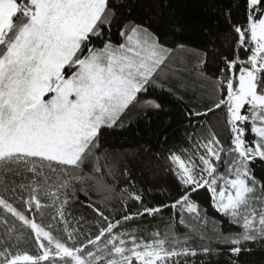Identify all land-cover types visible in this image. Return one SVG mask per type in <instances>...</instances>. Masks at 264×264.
<instances>
[{
    "label": "snow or ice",
    "instance_id": "6c2138e0",
    "mask_svg": "<svg viewBox=\"0 0 264 264\" xmlns=\"http://www.w3.org/2000/svg\"><path fill=\"white\" fill-rule=\"evenodd\" d=\"M240 8L243 16L233 23ZM123 9L122 0H0V264H197L198 255L224 254L213 244L234 257L251 251L250 242L264 244V179L253 168L257 161L264 167V0H228L221 7L235 33L232 58L222 57L212 80V106L185 111L188 146L165 156L164 170L181 191L171 203L154 206L145 203L142 189L132 190L126 164L121 171L124 154L103 148L101 140L106 131L123 128L133 108L163 110V97H151L150 89L183 100L168 81L195 91L188 74L210 80L203 72L207 52L170 41L160 26L162 13L137 20L130 18L132 9ZM206 35L213 44L212 33ZM177 53L196 62L191 68L184 59L177 63ZM118 173L130 181L119 192ZM201 189L241 231L225 233L211 221L208 234L207 209L192 199ZM77 192L97 216L95 235L81 231L83 217L69 219ZM89 193L101 197L100 207ZM115 200L119 209L110 207ZM129 201L138 205L135 211ZM45 209L54 213L47 224ZM102 209L119 211L120 218ZM165 209L176 210L184 234L175 222L147 240L139 227H124ZM193 239L205 243L197 247Z\"/></svg>",
    "mask_w": 264,
    "mask_h": 264
},
{
    "label": "trees",
    "instance_id": "16d2710c",
    "mask_svg": "<svg viewBox=\"0 0 264 264\" xmlns=\"http://www.w3.org/2000/svg\"><path fill=\"white\" fill-rule=\"evenodd\" d=\"M125 5L124 11L128 8L133 10L131 19H144L148 16L155 17L157 13H162L163 19L161 21V28L168 34L170 41L177 43H184L192 49H200L207 52L206 63L203 66V72L210 80L196 79V73L187 75L188 80H196L195 91L189 89L184 91L176 88V81L170 80L167 84L168 87H173L177 96H182L183 100L177 99L175 96L170 95L166 91L159 89L151 90L150 96L160 99L163 104V110L152 109H139L133 108L126 117H124L125 124L123 128H114L106 131L101 140L103 148L116 153H123L121 171L123 165L126 164L131 173V180L135 182L136 189L144 191L145 203L148 206H154L161 203H171L172 200L181 191L180 185L175 177L166 172L165 156L169 149L187 147V142L184 139L185 132L191 131L188 120L184 118L185 111L191 109L194 111H204L206 108L211 107L216 100L213 93L212 80L219 76L220 70L223 68L222 57L232 58L233 44L235 42V33H233L224 21L220 9L228 2V0H122ZM242 3V0H240ZM243 16V8L236 10L233 23L238 22ZM115 32V29H113ZM212 33L213 44H208V37L206 33ZM94 43H97L94 41ZM97 46H101L97 43ZM174 46V44H169ZM244 58V53H241ZM184 59L187 61L188 67L196 62V57L188 53H177L176 62L180 63ZM147 98V97H145ZM222 116V113H217ZM216 119L215 116L212 117ZM193 124L196 121L192 122ZM222 139L227 142L228 134L226 130L221 129ZM249 139L253 138L251 134ZM159 153V159L156 154ZM255 173L259 179H264V167L257 161L253 165ZM221 166V171H223ZM13 179L9 176V180ZM16 183L21 182V177H15ZM130 181L121 174L116 175V190L129 186ZM78 199L73 201L68 210L71 211L72 217L80 218L83 220L80 223V229L87 234L91 232L93 235L97 232L95 221L96 214L91 208L86 207L88 197L83 192L76 193ZM10 199L12 193L6 194ZM88 196L92 201L97 202L100 207V196L95 193H89ZM193 200H196L203 208L207 209V216L210 223L207 226V232L212 234L211 221L219 222L222 225V230L225 233L239 232L242 229L234 224L229 223L228 218L223 214L218 213L211 206V197L206 189H201L193 194ZM18 208L23 209V204L16 203ZM110 207L119 209L120 202L115 200ZM138 205L134 201H129V211H135ZM105 215L110 218L119 219L120 212L115 214L106 209ZM175 209H165L155 217H144L134 221L128 222L124 227L126 229H134L139 227L141 235L144 238L150 239L149 233L159 230L163 234L165 228L170 222H175L176 232L184 234L187 229L178 223L179 216L175 215ZM0 214L3 210L0 209ZM54 214L52 209L44 210V223L50 222V216ZM11 222L13 218L7 217ZM39 221V216L37 217ZM185 219L188 220L187 214ZM62 227V225H61ZM83 239V237H81ZM192 245L201 246L205 242L199 239H193ZM27 247L30 252H35L34 246L31 244L22 245ZM213 247H220L224 254L219 256L198 255L195 257L197 264L204 261L205 264H230L231 260H235L237 264H264V244L248 243L247 248L251 251H242L238 257L230 256L227 247L219 244H213ZM190 262H191V258Z\"/></svg>",
    "mask_w": 264,
    "mask_h": 264
},
{
    "label": "rangeland",
    "instance_id": "374dc122",
    "mask_svg": "<svg viewBox=\"0 0 264 264\" xmlns=\"http://www.w3.org/2000/svg\"><path fill=\"white\" fill-rule=\"evenodd\" d=\"M169 82V81H168ZM249 139V138H248ZM252 139V138H251ZM251 139H249V140H251Z\"/></svg>",
    "mask_w": 264,
    "mask_h": 264
}]
</instances>
